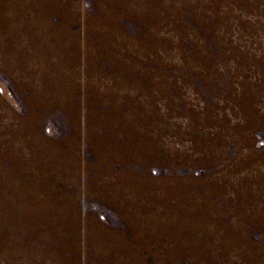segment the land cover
Segmentation results:
<instances>
[{
    "label": "rangeland",
    "instance_id": "1",
    "mask_svg": "<svg viewBox=\"0 0 264 264\" xmlns=\"http://www.w3.org/2000/svg\"><path fill=\"white\" fill-rule=\"evenodd\" d=\"M0 264H264V0H0Z\"/></svg>",
    "mask_w": 264,
    "mask_h": 264
}]
</instances>
